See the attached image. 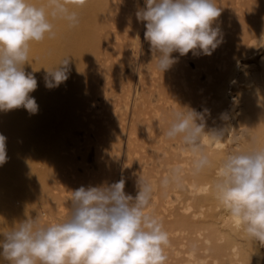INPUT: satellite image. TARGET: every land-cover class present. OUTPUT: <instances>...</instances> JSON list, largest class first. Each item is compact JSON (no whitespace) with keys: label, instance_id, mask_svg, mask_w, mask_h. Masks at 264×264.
Here are the masks:
<instances>
[{"label":"bare ground","instance_id":"1","mask_svg":"<svg viewBox=\"0 0 264 264\" xmlns=\"http://www.w3.org/2000/svg\"><path fill=\"white\" fill-rule=\"evenodd\" d=\"M215 2L221 14L213 27L221 29L223 42L211 55L172 53L177 62L161 74L159 53L144 36L146 21L136 17L145 0H86L82 7L65 0L78 13V25L53 20L55 37L31 42L23 65L37 80L29 95L38 112L0 111L8 157L0 165V242L27 219L40 225L67 219L70 194L81 184L87 188L123 178L125 192L135 198L141 176L153 187L149 210L169 234L167 264H264V245L249 241L214 198L218 169L195 174L193 155L181 139L165 136L173 112L182 107L207 110L206 132L230 129L222 142L202 137L214 164L254 142L264 145V0ZM67 56L68 79L46 88L47 71ZM123 65L127 74L118 72L119 90L111 82L103 94L109 107L97 108L94 94L107 85L100 87L97 76L107 79L105 72ZM234 134L245 139L234 142ZM81 139L94 145L99 167L86 180L72 165ZM176 168L179 183L171 179ZM71 182L76 186L70 189ZM0 264L10 261L0 255Z\"/></svg>","mask_w":264,"mask_h":264},{"label":"clouds","instance_id":"2","mask_svg":"<svg viewBox=\"0 0 264 264\" xmlns=\"http://www.w3.org/2000/svg\"><path fill=\"white\" fill-rule=\"evenodd\" d=\"M122 2V0H119ZM83 6L86 0H76ZM221 14L215 0H145L136 12L146 21L144 33L151 48L159 53L156 69L162 74L177 57L211 55L223 42L222 31L213 27ZM79 23L78 13L65 0H0V111L23 107L29 114L38 104L29 94L37 80L26 74L30 43L55 37L53 20ZM69 56L64 57L45 77V87H58L70 73ZM172 114L165 132L168 139L180 138L193 155L195 174L216 167L212 193L218 204L236 221L238 229L253 242L264 245V145L252 143L247 150L228 152L214 164L202 137L222 142L229 128L205 131L207 110L182 108ZM223 119L227 120L226 116ZM199 121V123H197ZM235 133V130H232ZM245 139L233 135V141ZM6 137L0 135V165L7 162ZM181 170L173 169L171 179L179 183ZM170 180L165 177L162 185ZM125 179L72 191V207L67 219L40 225L27 219L4 233L2 255L10 264H167L170 246L162 220L150 211L153 187L141 176L133 198L125 192Z\"/></svg>","mask_w":264,"mask_h":264},{"label":"rangeland","instance_id":"3","mask_svg":"<svg viewBox=\"0 0 264 264\" xmlns=\"http://www.w3.org/2000/svg\"><path fill=\"white\" fill-rule=\"evenodd\" d=\"M120 72L122 76H125L127 74V70H126V66L123 65V68L121 70H111V71H107L105 72V76H107V79L104 78V75L100 74L97 76L96 78V83L104 88V84L105 82L107 83L106 85V90L100 93V90L98 93L94 94V97L96 99V106L104 108V106H107V102L104 100L103 98V94H105V92L109 93V89H108V85H110L111 82H114L115 88L117 90H119L118 88V83L121 82L120 81V74L118 73ZM124 82V81H122ZM111 96H115L114 93ZM120 109H123V107H121ZM88 140H83L81 139L76 147V154H75V158L72 161V165L75 169L76 175L77 176H82L83 179L86 180L87 176H91L92 174H96L99 170L98 167V161H97V157L95 155V150H94V145L92 144H87ZM102 148V146H101ZM80 151V152H79ZM80 153L83 154V156H80ZM72 179V178H71ZM71 187L72 186H76V184L73 182L70 183ZM84 186L83 184H81L79 187ZM69 189V190H70ZM66 194H70V192H67ZM72 196V194H70ZM68 202V201H65ZM72 204V202H69Z\"/></svg>","mask_w":264,"mask_h":264}]
</instances>
